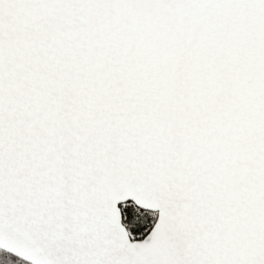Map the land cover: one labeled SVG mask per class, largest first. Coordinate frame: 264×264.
<instances>
[{
  "label": "snow or ice",
  "instance_id": "1",
  "mask_svg": "<svg viewBox=\"0 0 264 264\" xmlns=\"http://www.w3.org/2000/svg\"><path fill=\"white\" fill-rule=\"evenodd\" d=\"M0 264H264V0H0Z\"/></svg>",
  "mask_w": 264,
  "mask_h": 264
}]
</instances>
